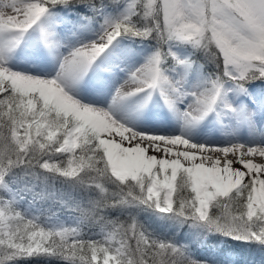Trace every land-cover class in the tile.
Returning <instances> with one entry per match:
<instances>
[{
  "label": "snow or ice",
  "instance_id": "1",
  "mask_svg": "<svg viewBox=\"0 0 264 264\" xmlns=\"http://www.w3.org/2000/svg\"><path fill=\"white\" fill-rule=\"evenodd\" d=\"M57 8L87 9L85 29L102 16L96 38L60 53L65 45L45 27ZM36 30L58 54L51 78L8 67ZM123 40H154L155 47L107 108L76 99L75 89ZM181 46L216 67L191 90L188 76L204 65L181 59L173 51ZM257 81L264 83V0H0V264H209L187 243L149 231L140 212L203 239L220 236L264 251V143L189 138L212 114L217 122L227 118L234 132L247 127L264 136V127L257 129L264 100L254 108L255 99L229 98L251 97ZM157 93L181 121L179 135L148 134L120 118L123 106L139 97L143 108ZM56 181L87 195L58 194ZM23 203L39 214L21 210ZM46 203L77 215L65 224ZM115 211L127 212L126 219L111 218Z\"/></svg>",
  "mask_w": 264,
  "mask_h": 264
},
{
  "label": "bare ground",
  "instance_id": "2",
  "mask_svg": "<svg viewBox=\"0 0 264 264\" xmlns=\"http://www.w3.org/2000/svg\"><path fill=\"white\" fill-rule=\"evenodd\" d=\"M45 27L47 28L46 25ZM56 37L60 41L61 37L59 32H56ZM81 43L83 41L77 38L66 41L63 44L65 47L59 49V52L67 54L71 47L79 46ZM13 55L18 57L22 56L21 62L14 65L9 63L16 72H19L17 70L22 65L30 72L51 78L58 69L59 59L57 52L44 47L38 30L31 32L10 57ZM116 64L120 65L119 69L114 68ZM131 64L126 63L124 60L113 61L107 58L98 62L97 67L75 89L74 96L81 99V102L85 104L86 102H91L101 106V108H107L111 103L116 88L127 78L128 72L141 65ZM98 67L103 68V70L99 71ZM92 75L93 78L90 79ZM122 77L123 79L121 80ZM88 79L89 82L86 83L85 81H88ZM100 84L104 85L105 89L100 87ZM78 90L81 93H78ZM83 92H86L89 96L91 95V97H86ZM157 94H154L151 101L143 108L138 107V104L142 102V98H135L132 102L123 106L120 118L128 126L148 134L165 136L179 135L181 121L168 110L162 101L156 100ZM229 98L233 99L235 104H250L242 100L241 97L230 96ZM187 102L186 100L184 104L179 105L181 111L185 108ZM258 105H260V102ZM260 119L264 120V116L260 117ZM222 123L225 126H222ZM222 123L217 122L215 114L210 115L192 131L189 137L191 142L197 144H214L217 146H223L228 142L249 143L256 141L264 143V136H261L256 130L242 127L238 132H234V126L229 124L227 118ZM261 127H264V124H257V129ZM256 159L258 161L259 158Z\"/></svg>",
  "mask_w": 264,
  "mask_h": 264
},
{
  "label": "trees",
  "instance_id": "3",
  "mask_svg": "<svg viewBox=\"0 0 264 264\" xmlns=\"http://www.w3.org/2000/svg\"><path fill=\"white\" fill-rule=\"evenodd\" d=\"M97 3H99V0H97ZM105 3H107V0H105ZM58 10H62L57 8ZM71 13L75 14L79 20H81V17L84 16H90L92 15L91 13H89L87 11V9H80V8H73V9H68ZM108 12H110L112 15H115L116 13L112 10V9H107ZM101 21V16L97 17V22L93 23L91 26L96 27V25L98 24V22ZM121 42H127L130 43L132 46L137 47H148L152 50H154L155 47V41L154 40H148V41H132V40H123ZM181 48H184L186 51H188L190 53V59H196L199 64L204 65L202 72L204 74H209L212 72L216 71V67L215 65L212 64H206L202 54L197 53L195 56H192V49L190 46H181ZM264 87V83L257 81L252 85H249V87ZM55 188L58 190V194L59 192H63V193H68V192H72V194L76 197V198H81L83 196H86L87 194L84 193H78V192H73L68 185L65 184H61L59 181L55 182ZM30 199V197H29ZM45 210L47 209H51L52 212H55L56 214H60L61 216H69V215H73L76 216L77 213H75L74 211H72L69 208H65V207H61L60 205H53L51 203H46L42 206ZM133 212V214H136L135 210H131ZM110 217L115 219L117 216L120 217V219H126L127 217V212L121 213L120 211H115V212H111L109 213ZM137 219L139 220V222L141 224H143L149 231L153 232V234L157 235V236H161V237H166V238H173L175 237V239L179 242V243H187L189 246H194L196 242H198V240L201 239V237H197L195 236L187 227L185 228H177L176 226L172 225L171 222L169 221H164L159 219L157 216L151 214V213H147V212H140L137 215ZM209 239V244L211 246H214V244L216 243V241L222 239L225 243H228L230 246L233 245V247L239 251L240 255H241V260L242 257L247 258V260L249 261L250 259L253 260L254 264H264V251H261L260 249L256 248L255 246L252 245H247V244H242L239 243L237 241H232V240H226L223 237L220 236H208ZM238 260V264H242L240 261ZM18 264H57L56 261L53 260H46V259H30V260H22L19 261Z\"/></svg>",
  "mask_w": 264,
  "mask_h": 264
},
{
  "label": "rangeland",
  "instance_id": "4",
  "mask_svg": "<svg viewBox=\"0 0 264 264\" xmlns=\"http://www.w3.org/2000/svg\"><path fill=\"white\" fill-rule=\"evenodd\" d=\"M108 13H110V12H108ZM57 19H61L62 21H68V22H72V23L74 22L77 25V27H79L81 29V31H82V32H79V33H77L76 31H74V35L77 36V37H79L77 39H80L81 41H83V43L89 42L90 40L96 38V34L99 32V29H100V23H102V21H103V17L101 16V21L98 22V24L96 25V27L90 26L87 29H85V28H82L81 25H80V24H82L84 22L82 20H79L78 17L75 14L70 13L66 9H63L60 12H57V11H55V9H52L51 10V15H50V17H48L46 19V22L45 23H47V25H48L51 21H55ZM66 33H68L67 35L69 37H72L70 35V34H72L71 30L66 31ZM123 46H125V47H123ZM131 47H132V45L130 43L120 42V44L112 51V54H113V59L112 60L113 61L114 60H118V61H123L124 60L128 64L129 63H132L131 65H134V64L139 65V64H142L145 61L146 57L148 55H150L151 52L153 51L152 49H150L148 47H140L141 49H139V51H135V50L133 51ZM134 48H137V47H134ZM173 51L181 59H190V53L188 51H186L184 48H181V47L174 48ZM21 58H22V56L21 57H18V56H14L13 55L12 57H10L9 63H11V65L12 64L14 65L16 63H19V62H21ZM9 63H8V67L12 71H15L14 68H12L9 65ZM20 67L21 68L17 70L20 73L27 74V75H32V76H35V77H38V78H49V77H43L41 75L35 74L33 72H30V71L27 70L26 67H24L22 65ZM172 75L175 76L176 74L173 73ZM205 76H206V74H204L201 69L194 68L192 74L190 76H188V79H187V83H186L187 90H191V88H192V86L194 84H196L198 82H202ZM91 78H93V75L90 77V79ZM176 78H179V76H177ZM122 79H123V77L121 78V80ZM85 82L86 83L89 82V79H88V81H85ZM117 83H120V82H117ZM100 87H102V88L105 89V86L104 85H101L100 84ZM262 90H264V88H260V87H250L249 88V92L252 94V96L250 97V101H252L253 99H255V100H257V104H259L260 99H264V96L261 95ZM78 93H81V92L78 90ZM83 94H85L86 97H91V95L89 96L86 92H83ZM158 96H159V94H157L156 100H159V101H162L163 102V100L160 98V96L159 97ZM75 98L81 101V99L77 98L76 96H75ZM86 104L93 105V106H96V107H101V106L96 105L95 103H91V102L90 103L86 102ZM37 207H40V206L37 205ZM21 210H23V211H31L32 214H39V213H36L34 209H29V206H28L27 203H23L21 205ZM57 216L59 217L60 221L63 222V223H65V224H71L72 221H73V218L75 217L73 215H69V216H65L64 217V216H61L60 214H57ZM206 241L208 243V241H209L208 240V237H207V239L201 238L200 240H198V242L195 243V245L196 246H198V245L202 246L203 244L206 243ZM220 243L218 245H220ZM192 247L193 246L190 245L189 246V249L192 252V254L197 258V253L194 251L195 248L193 249ZM215 248H217V246ZM240 258H241V256H240ZM240 262L242 264H254L253 263V260L250 259L248 261L247 258H244V257H242V260ZM209 264H212V263H209Z\"/></svg>",
  "mask_w": 264,
  "mask_h": 264
}]
</instances>
